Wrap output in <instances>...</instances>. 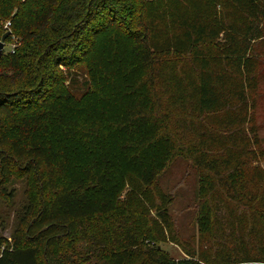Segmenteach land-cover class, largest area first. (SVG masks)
Instances as JSON below:
<instances>
[{
  "label": "trees",
  "instance_id": "obj_1",
  "mask_svg": "<svg viewBox=\"0 0 264 264\" xmlns=\"http://www.w3.org/2000/svg\"><path fill=\"white\" fill-rule=\"evenodd\" d=\"M225 1L234 20L150 15L145 0H0V20L20 40L13 53L0 55V198L11 196L7 188L16 180H28L32 190L11 241L0 238V264H124L141 251L137 214L148 232L164 236L169 202L154 187L165 164L148 153L159 142L185 149L156 92L169 56L190 59L196 70L198 132L185 150L210 177L201 213L223 226L256 214L262 226L253 223L244 235L264 247V169L252 166L255 153L248 150L257 143L250 51L261 36L264 0ZM102 36L130 48L144 69L145 96L123 94L114 120L96 110L78 118L68 111L69 93L80 89V66ZM109 139L114 148L106 147ZM125 184L131 201L122 202ZM141 252L155 264L214 262L189 252L174 260L159 245ZM225 262L264 264V254L229 255Z\"/></svg>",
  "mask_w": 264,
  "mask_h": 264
},
{
  "label": "rangeland",
  "instance_id": "obj_2",
  "mask_svg": "<svg viewBox=\"0 0 264 264\" xmlns=\"http://www.w3.org/2000/svg\"><path fill=\"white\" fill-rule=\"evenodd\" d=\"M145 1L149 3L147 12L150 15L161 11L163 15L169 16L184 14L209 17L217 13V17L234 20L235 11L225 0ZM0 24L6 25V22L0 20ZM11 46H5L3 52H7ZM250 60L249 101L252 108V128L257 143L250 144L248 150L255 153L256 159L251 162L252 166L264 169V25L261 36L252 43ZM195 80L196 70L190 59L180 56H169L164 59L156 92L162 104V111L170 118V130L185 149L191 147V141L196 138L198 132ZM78 81L80 89L69 93L71 105L68 109L69 113L78 118H83L87 111L96 110L106 112L105 117L114 120L121 114L123 94L136 99L143 98L146 92L144 69L130 48L127 45L114 46L104 36L97 40L89 63L80 66ZM218 121V117L210 120L211 124ZM100 134L104 136L101 132ZM105 145L108 149L114 148V140H107ZM185 149H176L172 143L163 142L155 143L149 149L150 159L165 164L154 190L161 191L169 202L170 227L164 228V236L160 233L154 236L148 232L145 218L137 214L134 221L138 228L137 237L141 251L148 245L151 247L159 245L161 252L168 258L174 260L187 258L185 253L189 252L195 257L198 255L207 257L209 261H214L213 264H225L229 255H240L243 258L258 252L264 254V247L255 248L244 235L249 226L254 224L256 227L262 226L256 214L241 215L223 226L212 222L206 213H201L207 212L209 203L202 197L207 194L204 190L210 177L206 178L198 171ZM132 168L131 166L126 169ZM130 182L134 187H138L133 174L130 176ZM128 189L129 185L125 184L121 190L122 202L131 201ZM7 191L11 196L0 198V238L11 241L32 190L28 180L20 179L12 182ZM150 195L151 193H148L143 198L144 207L147 206L146 198ZM202 204L204 208L201 210ZM133 207H137V202L133 203ZM1 251L2 247L0 254ZM141 251L136 252L124 264H155L146 259Z\"/></svg>",
  "mask_w": 264,
  "mask_h": 264
},
{
  "label": "built area",
  "instance_id": "obj_3",
  "mask_svg": "<svg viewBox=\"0 0 264 264\" xmlns=\"http://www.w3.org/2000/svg\"><path fill=\"white\" fill-rule=\"evenodd\" d=\"M0 26H1V29H0V41H1V37L5 33L9 32V36L4 41V47L12 45L11 48L8 49L7 51H9L10 53H13L15 51V49L20 46V40L15 35H13L11 33L10 23L9 22H6V25L0 24ZM9 41H12L13 43L10 44Z\"/></svg>",
  "mask_w": 264,
  "mask_h": 264
},
{
  "label": "water",
  "instance_id": "obj_4",
  "mask_svg": "<svg viewBox=\"0 0 264 264\" xmlns=\"http://www.w3.org/2000/svg\"><path fill=\"white\" fill-rule=\"evenodd\" d=\"M9 36V32L5 33L2 37H1V41H0V55L2 54V51L4 49V41L7 39V37Z\"/></svg>",
  "mask_w": 264,
  "mask_h": 264
}]
</instances>
